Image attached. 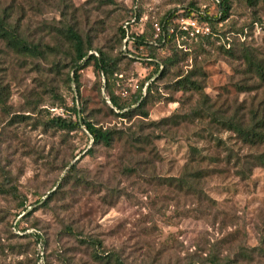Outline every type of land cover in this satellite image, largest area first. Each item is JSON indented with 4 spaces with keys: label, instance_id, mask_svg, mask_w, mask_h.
I'll return each instance as SVG.
<instances>
[{
    "label": "rangeland",
    "instance_id": "1",
    "mask_svg": "<svg viewBox=\"0 0 264 264\" xmlns=\"http://www.w3.org/2000/svg\"><path fill=\"white\" fill-rule=\"evenodd\" d=\"M228 3L224 21L196 20L209 36L192 37L181 29L188 27L182 15L195 9L216 18L219 2L0 0L30 41L56 45L53 35L72 25L93 51L116 62L107 88L90 64L79 72L78 90L69 80L67 44L58 43L56 58L40 60L0 40V88L7 95L0 103V264H107L94 259L89 238L125 264H211L214 257L264 264L263 167L242 180L231 166L219 174V166L190 191L168 184L182 176L191 148L222 159L227 149L242 157L264 152L243 146L214 120L218 113L264 116V80L247 62L264 67V4ZM170 12L183 33L160 41L158 24ZM122 26L129 36L143 35L149 48L124 40ZM184 78L199 89L178 90ZM149 84L147 117L126 114ZM108 92L127 116L116 114ZM74 108L97 128L122 132V139L94 146L83 125L73 131L52 125L57 116L78 121ZM217 141L226 149L217 151ZM21 205L30 214L18 223Z\"/></svg>",
    "mask_w": 264,
    "mask_h": 264
},
{
    "label": "trees",
    "instance_id": "2",
    "mask_svg": "<svg viewBox=\"0 0 264 264\" xmlns=\"http://www.w3.org/2000/svg\"><path fill=\"white\" fill-rule=\"evenodd\" d=\"M219 2L218 9L220 16L211 17L207 13H203L201 11L191 9L190 11L185 12L182 16L184 17H192L195 20H199L201 22L206 23L209 26H213L214 22L224 21L228 14L230 5L228 0H216ZM249 7H254L257 3L262 2L264 4V0H244ZM134 17L136 18V13H134ZM11 12L7 7L0 6V40L5 43L7 48L11 49L15 54L25 57H31L40 60H46L49 57L56 58L60 54V46L58 43L67 44V50L65 55L70 59V69L73 73V80L70 78L71 82L76 83V87L79 90V72L83 67L89 66L93 64L95 71L104 78L106 88L107 84H109L110 78L115 73L116 62L114 59L109 57L107 54L102 51H93V47L89 40L85 41L84 38L78 33V31L72 25H65L59 31L55 33L54 38L58 39L56 45L42 44V43H34L27 39L26 36L23 35L21 31V26L18 22L13 23ZM176 16L174 12H170L166 14L159 22L158 28H160L159 38L160 41H170L177 38L178 34L183 33L177 27L172 25L173 19ZM121 37L124 40H129L131 42L137 43L139 45L148 47V43L145 41V37L142 36H129L128 32L125 31L126 28L122 26ZM211 34V33H210ZM206 36H209L206 35ZM206 36H202L205 38ZM247 62L250 65V68H254L255 72L259 76L261 80H264V67L258 63H253L252 59L247 58ZM151 85L149 84L146 87V94H142L141 89L140 93L135 96L133 105L135 108L133 110H129L123 112L125 110L124 107L120 106L115 97L108 92V101L111 103L113 109L118 111L117 115H131L134 112H140L143 114L142 116L147 117V114L143 112V109L146 103L149 100V95L151 93ZM176 86H178V90H198L199 85L193 81H190L189 78L180 79L176 82ZM105 88V87H104ZM7 95L5 93V89L0 88V103H2V99H6ZM206 99L203 102V107H205ZM76 115H78V121H73L71 118H64L62 116L54 117L51 122L52 125L61 130L73 131L78 129L81 125L84 126L86 132L90 136V139L94 146L103 145L105 147H110L115 140H121L123 133L120 131H115L112 129H102L97 128L94 124L89 121H85L81 119L80 110L76 108L73 109ZM202 112H205L202 110ZM198 115H200L198 113ZM264 115V114H262ZM215 122L225 127V130L233 132L238 140L242 143L243 146H247L251 149H264V116H261L252 113L249 119H245L243 116H239L238 114H234L231 117H227L225 115L217 114L214 116ZM158 126V124H155ZM136 142H139L140 139H134ZM141 144V142H139ZM215 148L217 151L225 148V144L220 143L219 141L215 142ZM227 155L225 158H220V155L204 157L199 153V150L195 148H191V157L189 163L185 166L184 172L181 177L177 179H168V184L173 186V183H176V186L179 189H185L186 191H190L192 189H196L200 181L204 178H208L214 175V168H218L221 166L224 168L219 171V174L228 171V167L235 168V172L237 176L242 178V180L248 179L251 169L254 166H260L264 168V152L255 155L249 156H240L233 153L231 149H227ZM87 154H91V150L86 152ZM207 160V161H206ZM205 165V166H203ZM206 165L213 166V170L209 171L206 169ZM75 164L72 165L70 171L75 170ZM69 173V172H68ZM20 213L17 217H20L21 222L27 216H29L30 211H28L27 207L24 205L20 206ZM66 231L70 234H74L82 242L86 240L81 234L75 233L70 227L66 228ZM37 240H40L37 237ZM42 241H38L37 245ZM87 244L95 247V255L94 259L99 263H104V260L107 261V264H125L120 258L114 257L113 254L105 253L101 250V243L95 239H87ZM44 249V245H43ZM251 258L238 261H231L230 258H225L224 263L217 262L216 258L212 259L211 264H238V262H245V264H250Z\"/></svg>",
    "mask_w": 264,
    "mask_h": 264
},
{
    "label": "built area",
    "instance_id": "3",
    "mask_svg": "<svg viewBox=\"0 0 264 264\" xmlns=\"http://www.w3.org/2000/svg\"><path fill=\"white\" fill-rule=\"evenodd\" d=\"M185 20V21H184ZM187 24L188 27H181V29L185 32H189V35L192 37H197L200 34L208 35L210 33L209 28H205L203 31H200L199 28L196 27V20L191 18H185L180 21V23ZM191 27V28H190ZM159 30V29H157Z\"/></svg>",
    "mask_w": 264,
    "mask_h": 264
}]
</instances>
